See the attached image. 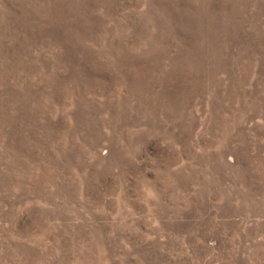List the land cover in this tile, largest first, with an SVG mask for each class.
Listing matches in <instances>:
<instances>
[{"label": "rangeland", "instance_id": "rangeland-1", "mask_svg": "<svg viewBox=\"0 0 264 264\" xmlns=\"http://www.w3.org/2000/svg\"><path fill=\"white\" fill-rule=\"evenodd\" d=\"M0 264H264V0H0Z\"/></svg>", "mask_w": 264, "mask_h": 264}]
</instances>
